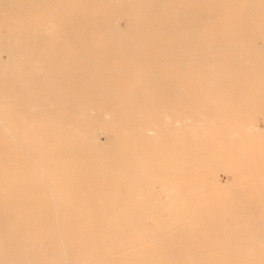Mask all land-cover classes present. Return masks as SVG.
Masks as SVG:
<instances>
[{
	"label": "bare ground",
	"instance_id": "bare-ground-1",
	"mask_svg": "<svg viewBox=\"0 0 264 264\" xmlns=\"http://www.w3.org/2000/svg\"><path fill=\"white\" fill-rule=\"evenodd\" d=\"M0 264H264V0H0Z\"/></svg>",
	"mask_w": 264,
	"mask_h": 264
}]
</instances>
